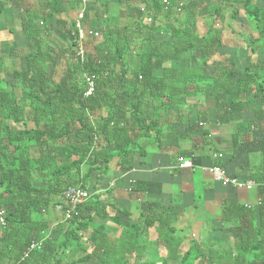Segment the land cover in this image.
I'll list each match as a JSON object with an SVG mask.
<instances>
[{
    "label": "trees",
    "instance_id": "obj_1",
    "mask_svg": "<svg viewBox=\"0 0 264 264\" xmlns=\"http://www.w3.org/2000/svg\"><path fill=\"white\" fill-rule=\"evenodd\" d=\"M238 3L264 34V8L254 6L253 0H219V6L208 8L205 14L211 25L204 36L196 33L199 0H184L179 12L172 7L165 10L163 0H147L143 16L129 21L115 38L113 29L104 32V51L96 56L86 54L81 62L75 50L65 82L51 83L47 59L40 52L30 54L27 68L14 74L22 87L20 97L17 85L0 73V212L5 214V224L0 223V264H141L131 260L141 257L145 237L155 225L159 244L171 248L176 229L170 212L144 213L135 223L123 221L119 215L110 216L107 205L93 195L70 219L56 226V238L49 233L45 214L62 204L61 198L71 186L95 192L92 179L106 172L115 158L123 170L131 169L135 154H145L146 143L161 133L162 113L204 92L212 82L205 67L222 45V27L217 21H224L227 12L235 19ZM161 15L177 23L184 19L182 25L169 24L173 40L157 39L162 34L157 23ZM144 16L153 21L144 22ZM143 32L146 35L141 37ZM178 37L184 43H175ZM194 38L200 39L198 45ZM135 39L141 45L133 51L130 42ZM73 45H77L75 37ZM190 52L198 63L177 65ZM161 57L170 58L173 65L157 77L153 70ZM256 70L248 66L244 78L235 80L232 70L215 69L214 84L229 83L222 90L215 87L223 93L241 88L250 91ZM84 73L97 81L91 96H86ZM108 219L122 227L119 239L107 234ZM261 223L260 241L239 253L212 252L215 264L246 263L248 256L255 262L264 260V213ZM35 241L42 247L29 251ZM203 251L193 244L182 262L201 259Z\"/></svg>",
    "mask_w": 264,
    "mask_h": 264
},
{
    "label": "crops",
    "instance_id": "obj_2",
    "mask_svg": "<svg viewBox=\"0 0 264 264\" xmlns=\"http://www.w3.org/2000/svg\"><path fill=\"white\" fill-rule=\"evenodd\" d=\"M146 2L89 0L83 24L88 30L100 32V37L85 40L86 54L96 56L104 51V32L113 29L112 38H115L129 21L143 16ZM172 5L173 10L179 12L175 0ZM236 5L239 14L235 19L228 17L217 21V26L222 27V45L205 67L206 77L212 82L209 81L204 92L188 97L181 105L162 113L161 133L146 143L145 154H135L131 169L123 170L115 158L108 164L106 172L98 175L97 180L92 179L91 186L96 185L94 195L107 205L110 216L119 215L123 221L135 223L144 213L172 214L176 239L171 248L159 244L156 225L152 226L145 237L143 254L139 258L133 257L132 262L184 264L185 252L198 244L204 250L201 259L185 264H215L217 258L211 256L212 252L239 253L250 243L262 239L264 34L255 29L244 5ZM253 5L264 8V0H253ZM212 6H219V0H199L195 18L199 36H204L211 25V19L204 13ZM80 8V0H56L54 4H50V0H0V73L7 82L17 84L19 97L22 87L14 74L27 68L30 54L40 52L45 56L46 71L52 84L69 79L76 50L73 47V21ZM200 13L203 15L199 16ZM148 18L144 16V22H148ZM183 20L177 23L170 16L161 15L157 23L162 34L157 39L173 40L168 26L182 25ZM145 35L143 32L141 37ZM194 39L198 45L200 39ZM174 40L178 44L184 43L183 37ZM130 45L136 51L141 44L135 39ZM193 63L197 64L198 60L193 61L190 52L177 65L189 67ZM172 65L168 57L157 59L154 76L161 77ZM248 66L257 69V78L250 91L242 88L233 93L217 91L215 86L222 90L229 83L217 81L214 84L215 69L226 67L238 80L244 78ZM218 153L223 157L214 156ZM180 157L191 160L193 168L181 169ZM216 165L225 168L230 176L252 180L257 185L251 189L224 186L210 171ZM60 208L61 204L52 206L45 214L53 238L58 236L56 226L64 220ZM96 222L100 223V220ZM106 232L110 238L119 239L123 229L108 219ZM253 260L248 256L246 263L241 264H264L263 259Z\"/></svg>",
    "mask_w": 264,
    "mask_h": 264
},
{
    "label": "built area",
    "instance_id": "obj_3",
    "mask_svg": "<svg viewBox=\"0 0 264 264\" xmlns=\"http://www.w3.org/2000/svg\"><path fill=\"white\" fill-rule=\"evenodd\" d=\"M177 2V10L181 11L184 6V0H175ZM89 0H80L81 8L78 11L74 21H73V28H74V37L77 39V45H76V57L81 62L85 61L86 57V50L84 47V42L88 37H100V32L88 30L84 27L83 21L86 17L87 13V4ZM164 9L168 10L170 7H172V0H163ZM149 23L153 21L151 17L147 19ZM85 83H86V96H91L95 93L97 89V81L94 75L89 73H84L83 75ZM217 158H222L223 154L218 153L214 155ZM179 167L181 169H188L193 168V162L187 158L180 157L179 158ZM210 171L214 175L215 179L219 181L224 186H232L236 188H246L251 189L257 184L252 180H240L236 177L230 176L227 172V170L221 166H213ZM96 192H90L86 189H84L81 186H71L69 187L63 197H62V204H61V210L64 214V220L70 219L74 213H76L78 207L85 203L87 200H89ZM5 214L4 211L0 212V223L5 224ZM42 243L41 242H33L29 248L30 250H33L35 248H41Z\"/></svg>",
    "mask_w": 264,
    "mask_h": 264
},
{
    "label": "rangeland",
    "instance_id": "obj_4",
    "mask_svg": "<svg viewBox=\"0 0 264 264\" xmlns=\"http://www.w3.org/2000/svg\"><path fill=\"white\" fill-rule=\"evenodd\" d=\"M215 1H216V0H213V2H215ZM205 9H206V8H205ZM203 11H204V10H203ZM197 15H198V13H197ZM197 15H196V16H197ZM202 15H203L202 13L199 14V16H202ZM204 15H205V13H204ZM226 17H227V18H228V17H231V14L227 12V13H226ZM255 29H256V28H255ZM255 29H254V32H257ZM18 83H20V82H18ZM16 85H17V84H16ZM18 87H19V85H18ZM96 225H97V222H96Z\"/></svg>",
    "mask_w": 264,
    "mask_h": 264
}]
</instances>
